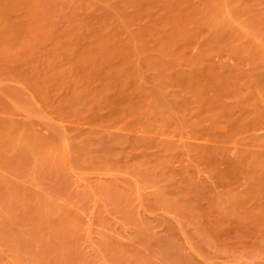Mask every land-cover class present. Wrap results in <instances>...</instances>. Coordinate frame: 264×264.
<instances>
[{"label":"rangeland","instance_id":"obj_1","mask_svg":"<svg viewBox=\"0 0 264 264\" xmlns=\"http://www.w3.org/2000/svg\"><path fill=\"white\" fill-rule=\"evenodd\" d=\"M0 264H264V0H0Z\"/></svg>","mask_w":264,"mask_h":264}]
</instances>
